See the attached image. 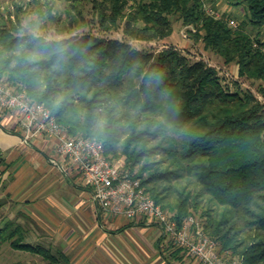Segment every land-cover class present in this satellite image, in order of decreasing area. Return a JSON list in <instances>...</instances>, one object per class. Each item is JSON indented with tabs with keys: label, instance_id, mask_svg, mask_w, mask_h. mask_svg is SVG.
<instances>
[{
	"label": "trees",
	"instance_id": "1",
	"mask_svg": "<svg viewBox=\"0 0 264 264\" xmlns=\"http://www.w3.org/2000/svg\"><path fill=\"white\" fill-rule=\"evenodd\" d=\"M226 2L245 5L234 27L229 12L215 18L201 0H92V10L101 27L122 22L124 34L145 41L168 37L175 16L223 63L236 65L238 77L264 81V0ZM43 5L28 0L14 19L0 11V81L44 104L68 135L101 141L106 157L130 172L140 166L135 177L178 225L195 213L221 250L240 264H264V104L175 47L153 52L90 32L47 38L38 32L46 21L64 34L85 20L68 11L59 21ZM28 7H35L32 31L19 20ZM25 231L5 219L0 246L68 262L61 249L26 242Z\"/></svg>",
	"mask_w": 264,
	"mask_h": 264
},
{
	"label": "crops",
	"instance_id": "2",
	"mask_svg": "<svg viewBox=\"0 0 264 264\" xmlns=\"http://www.w3.org/2000/svg\"><path fill=\"white\" fill-rule=\"evenodd\" d=\"M8 196L73 264H200L155 223L104 213L78 171L43 134L24 141L19 115L0 110V197Z\"/></svg>",
	"mask_w": 264,
	"mask_h": 264
},
{
	"label": "built area",
	"instance_id": "3",
	"mask_svg": "<svg viewBox=\"0 0 264 264\" xmlns=\"http://www.w3.org/2000/svg\"><path fill=\"white\" fill-rule=\"evenodd\" d=\"M201 1L202 9L208 15L221 16L205 0ZM228 23L236 26L234 19H228ZM195 30L190 24L183 25L180 34L187 37L189 31ZM0 110L15 111L19 115L24 141L38 134L54 137L59 153L78 171L104 213L127 219L144 218L148 223H155L173 244L201 264H240L229 250H221L218 241L207 235L202 223L192 216L178 225L166 209L154 202L139 178L121 172L106 157L101 141L68 135L50 110L44 104L31 100L24 90H15L0 81Z\"/></svg>",
	"mask_w": 264,
	"mask_h": 264
},
{
	"label": "rangeland",
	"instance_id": "4",
	"mask_svg": "<svg viewBox=\"0 0 264 264\" xmlns=\"http://www.w3.org/2000/svg\"><path fill=\"white\" fill-rule=\"evenodd\" d=\"M206 1V0H205ZM28 0H0V11L7 15V11L11 14V18L14 19V13L18 6H25ZM43 2V8L46 5L51 6V12L59 15L60 20H66L68 18V11L72 14H79L84 17L85 23L82 26L74 28L71 32H65L60 34L56 30V24L46 21L45 31H38L40 34L45 35L50 39H59L63 36H68L72 33H83L90 32L94 35L113 38L119 40H125L130 43L131 46L137 49H144L153 52H157L166 47H175L181 53L185 54L190 60L203 59L210 66L214 67L221 79V83L230 88H234V82H237L238 87L241 90H250L255 97L264 104V81L251 80L246 78H240L237 74V66L234 64H225L220 57L216 56L209 48L204 46L201 39L196 40L193 36L188 33L187 37H183L180 34V30L183 25L181 20L172 16V33L164 39H154L150 41L139 40L127 36L123 32V23L119 22L117 28H104L98 24L97 17L94 15L92 10V0H40ZM206 3L211 5L214 9L222 12H229V19H234L238 24L240 20L244 19L245 10L244 6H231L226 0H207ZM74 5V6H73ZM36 18L35 7L26 9L25 12L20 13V23L27 28L28 31H32L30 20ZM247 29L252 33H256L258 29L247 26ZM260 36L264 39V28L260 30ZM115 166L125 173H129L132 176H137L140 173V166H135V169L130 172L129 169H124L122 163L114 160ZM140 179V178H139ZM150 195V194H149ZM24 210L22 206L14 199L4 196L0 197V224L9 218L15 223H19L25 228V238L26 242L32 244H41L42 246L48 248L51 252H55L57 249H61L66 254L63 243L53 236H50L46 231H44L37 223H31L30 220L23 214ZM198 222L202 223L201 219L197 214L191 215ZM189 217V216H188ZM187 217V218H188ZM168 242L172 244L175 248L177 245L166 236ZM220 246V245H219ZM179 248V247H178ZM180 250H183L182 248ZM184 251V250H183ZM67 255V254H66ZM69 258V257H68ZM236 258V257H234ZM195 260V259H194ZM197 261V260H196ZM200 263L199 261H197ZM0 264H52L40 255L16 250L10 247L8 243H4L0 246ZM54 264H73L70 258L67 263H54ZM201 264V263H200Z\"/></svg>",
	"mask_w": 264,
	"mask_h": 264
}]
</instances>
